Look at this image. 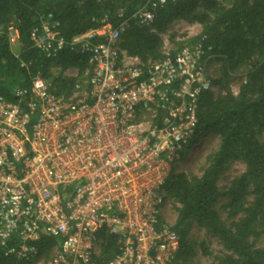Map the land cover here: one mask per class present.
<instances>
[{"label": "built area", "instance_id": "built-area-1", "mask_svg": "<svg viewBox=\"0 0 264 264\" xmlns=\"http://www.w3.org/2000/svg\"><path fill=\"white\" fill-rule=\"evenodd\" d=\"M170 1L148 0L133 18L149 26ZM127 23L105 17L69 41L51 15L43 17L30 35L34 46L51 62L66 48L77 50L89 67L52 64L53 77L76 80L69 93L39 74L15 100L0 96V246L22 264L176 260L178 212L170 216L180 205L166 183L193 137L201 96L214 93L209 57L191 42L201 26L187 31L179 20L165 32L179 47L163 33V57L144 62L121 47ZM8 35L19 44L13 24ZM109 236L118 252L105 262ZM44 237L58 241L45 253Z\"/></svg>", "mask_w": 264, "mask_h": 264}, {"label": "trees", "instance_id": "trees-1", "mask_svg": "<svg viewBox=\"0 0 264 264\" xmlns=\"http://www.w3.org/2000/svg\"><path fill=\"white\" fill-rule=\"evenodd\" d=\"M148 0H0V96L15 100L14 92L28 88L41 74L53 77L52 64L62 71L78 67L84 72L89 57L66 48L55 61L48 59L31 40V32L43 17L59 23L63 37L73 38L98 27L108 17L119 26L128 21L121 47L144 62L163 57L161 34L179 20L197 22L201 34L191 40L201 43L208 66L220 64L212 83L219 93H204L198 109V124L182 160L207 135L219 145L207 155L202 174L189 178L172 172L166 190L180 207L174 229L181 238L173 264H191L196 246L190 241L193 227L204 229L230 252L217 264H264V0H176L155 10L153 22L142 26L133 15ZM13 24L19 31L16 54L8 35ZM243 72V73H242ZM245 72L246 82L237 96L230 83ZM54 78L58 92H71L76 80ZM181 159V158H180ZM234 161L245 171L228 185L220 183ZM223 213L228 216L225 220ZM16 242V241H15ZM13 242L12 244H14ZM58 241L44 237L39 246L45 253ZM203 252L208 248L202 243ZM105 262L118 252V240L109 236L103 248ZM22 264L0 246V264Z\"/></svg>", "mask_w": 264, "mask_h": 264}, {"label": "rangeland", "instance_id": "rangeland-1", "mask_svg": "<svg viewBox=\"0 0 264 264\" xmlns=\"http://www.w3.org/2000/svg\"><path fill=\"white\" fill-rule=\"evenodd\" d=\"M220 2L224 4H229L230 0H219ZM191 27V29H189ZM187 31H195L198 32L200 29V24L197 22H188L186 25ZM171 30V26H170ZM173 31V29H172ZM174 34L169 33L167 35L166 33L163 34L164 40L166 39L169 44L178 46L177 41L174 40L172 37ZM162 37V36H161ZM163 41V38H161ZM165 44V41H163V45ZM12 49L16 54H19L20 48L18 45H12ZM221 65L216 64L213 66H208V74L211 76V79L213 80L216 75L219 74ZM243 73V72H242ZM246 75L245 72L243 75H238V77L231 81L230 83V91L234 92L237 89H241V85L243 84V81L245 79ZM214 93H219V88L214 86ZM264 139V136H263ZM219 138L214 135H207L203 138L201 143L188 151L185 155V159H181L176 163L175 168L172 172H175L177 174H184L187 175L189 178L197 177L202 174V169L205 165V160L208 154H210L214 149H216L219 145ZM245 165L241 161H234L226 173L224 179L221 181L220 185L225 186L228 185L231 180H233L235 177L240 176L245 171ZM180 205V204H179ZM177 211H172L170 219L177 217ZM228 214L223 213V218L226 220ZM173 221V220H172ZM190 241L195 244V250H196V256L191 260V264H217L219 263V259L224 258L226 254H229L225 247L220 243V241L215 238L214 236H211L206 230L204 229H198L196 227L192 228L191 234H190ZM204 243L206 245V248H208V254L204 253L200 245ZM264 243V233L262 235V238L260 239L259 245H262Z\"/></svg>", "mask_w": 264, "mask_h": 264}]
</instances>
